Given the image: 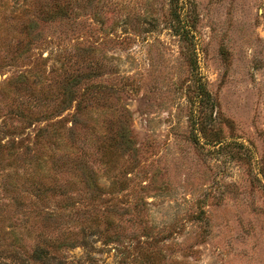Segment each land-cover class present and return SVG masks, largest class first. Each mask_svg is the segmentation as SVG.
Segmentation results:
<instances>
[{"label": "rangeland", "instance_id": "obj_1", "mask_svg": "<svg viewBox=\"0 0 264 264\" xmlns=\"http://www.w3.org/2000/svg\"><path fill=\"white\" fill-rule=\"evenodd\" d=\"M7 119L0 264H264V0H0Z\"/></svg>", "mask_w": 264, "mask_h": 264}, {"label": "trees", "instance_id": "obj_2", "mask_svg": "<svg viewBox=\"0 0 264 264\" xmlns=\"http://www.w3.org/2000/svg\"><path fill=\"white\" fill-rule=\"evenodd\" d=\"M15 83V82H14ZM17 84V83H16ZM14 84V85H16ZM30 125V123H29ZM50 127L49 125L47 126H43V127H39L33 137V146L32 147H25L26 151H28L31 155L34 156V168L38 167L39 168V161L35 162L36 156H35V149L38 148L40 149L41 146V142H44L46 144H50V138H51V131H50ZM24 129H26V127H20L19 129L16 128L15 126L12 125L9 121V119H7L6 121H2L0 123V133H3L4 137L0 138V150L4 151H8L9 153L12 152V150H14L15 148H17L18 145H22V141L16 139V135L20 134L22 135L24 133ZM7 138V141H5L4 143H2L3 138ZM44 156L42 155L41 159L44 160L43 158ZM31 163V162H30ZM40 170V169H39Z\"/></svg>", "mask_w": 264, "mask_h": 264}]
</instances>
